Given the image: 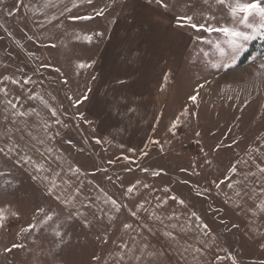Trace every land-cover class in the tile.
Instances as JSON below:
<instances>
[{
  "label": "rangeland",
  "instance_id": "1",
  "mask_svg": "<svg viewBox=\"0 0 264 264\" xmlns=\"http://www.w3.org/2000/svg\"><path fill=\"white\" fill-rule=\"evenodd\" d=\"M150 3L160 6L157 0H92L91 4L87 0H0V89L6 86L2 79L9 76L20 85L37 78L50 94L52 91L70 122L68 132L57 139L60 149L89 180L117 202L116 205L109 202L112 204L109 209L117 211L119 207L120 211L111 227L106 223L108 237L98 238V232H94L98 223L90 221L91 212L77 209L74 212L72 206L49 202L28 173L20 170L19 179L21 184L25 183V190L22 187L19 190L18 183L11 190L4 173L11 168L18 171V167L0 152V209L3 210L0 264H105L123 250L120 235H115L124 232L125 224H130L139 237L147 231L162 230L163 223L156 220L163 214L162 204L136 202L140 179L150 182L151 188L163 187L175 194L184 201L181 205L188 213L202 217L220 233L241 225L243 215L257 213L252 206H243V202H228V192L221 185L230 164L227 165V156H233L230 162H237L246 144L244 134L252 145L259 131L255 105L259 99L256 97L248 110L249 105L244 104L247 95L243 94L254 87L264 92V69L259 67L264 63V55L256 53L247 65L236 67L250 45L233 63L227 37L223 38L222 32L205 31L206 37L200 34L202 39L196 47L200 57L196 54L190 59L188 54L179 69L185 73L175 76L161 73L164 78L156 99L160 96L162 100L164 91H169L173 109L165 118L160 110L152 135L139 152L109 141L87 113L98 49L108 39L117 19L126 16L132 7ZM166 3L167 9L196 14L198 22L210 27L219 22L222 8L229 9L217 0L207 3L166 0ZM101 10L103 15H98ZM77 15L91 19L70 18ZM226 23L223 18L222 25L216 26L224 27ZM85 36H91V41L84 39ZM220 49H224V54ZM80 63L91 67L81 69ZM257 83L260 90L255 86ZM193 95L197 97L195 101L190 99ZM6 101L8 98L2 100ZM127 132L128 137L130 132ZM132 185H135L133 192L127 193ZM178 203L172 202L170 209L174 210ZM133 211L136 216L131 214ZM47 215L52 219L48 220ZM235 232H230L228 237L246 247L232 255L236 263L261 264L264 254L258 246ZM13 244L21 247L5 251Z\"/></svg>",
  "mask_w": 264,
  "mask_h": 264
},
{
  "label": "crops",
  "instance_id": "2",
  "mask_svg": "<svg viewBox=\"0 0 264 264\" xmlns=\"http://www.w3.org/2000/svg\"><path fill=\"white\" fill-rule=\"evenodd\" d=\"M231 3L234 0H227L226 7L229 8ZM143 5L145 6L132 7L126 16L117 19L108 39L98 49L93 61L95 81L89 90L91 100L86 107L87 113L93 117L104 137L133 152L145 148L160 110L165 118L173 109L169 91H164L162 100L160 96L156 99L161 78H164L161 73H173L174 76L184 74L182 70L179 71L182 62L188 59V54L190 59L199 55L196 51L202 39L199 35L207 36V30L194 29L189 25L178 26V17L185 14L181 11L163 8L154 3ZM187 15L193 17L194 23H200L196 14ZM223 18L227 21L224 26L245 28L238 23L239 18L230 15V9L224 8L220 11L219 22H215L213 27L222 25ZM257 19L251 17L250 22ZM211 20L216 21L213 17ZM253 40L248 41L247 45ZM194 78L197 79V76ZM175 81L176 79L174 84ZM2 82L6 85L5 91H0L2 100L8 98L17 105L16 109H12L0 98L1 153L18 167V171L16 168L5 171L4 175L8 176L5 181L10 184L11 190L15 189L16 183L19 184V190L21 187L25 190V183L21 184L19 179L20 170L35 177L33 179L38 183V190L49 202H60L68 208L72 206L74 212L75 209L78 212H91L90 221L98 223L94 232H98V238L106 239L109 235L106 223L111 227L120 211L109 209L112 198L109 199L60 149L57 139L70 128L60 100L52 91L50 94L37 78L22 85L14 83L11 78L2 79ZM255 86L260 90V83ZM254 88L243 95H247L244 104L249 105L246 107L248 110L252 109L251 102L256 97L259 99L255 104L259 116L256 124L259 126L257 138L251 145V140H247L244 134L246 144L237 162H230L233 156H227V165L230 164L221 185L228 192V202H243V206H252L257 213L243 215L241 225L230 228L227 233H220L208 226L202 217L188 213L181 203L174 210L170 209L172 202H179L181 199L163 187L151 188L150 182L140 179L137 181L140 193L136 195V202L161 203L163 214L157 216L159 219L156 220L162 222L163 227L157 232L147 231L141 237L132 227L126 228L124 232H117L115 237L120 235L121 249L127 244L137 255L148 250L155 251L159 254L155 264H233L232 255L238 254L240 248L246 249L244 244H236L228 237L230 232L236 230L235 233L240 234V238L257 245L260 253L264 254V248L261 247L264 244V212L259 210L260 200L264 199V192L261 191L264 188V173L259 170L264 167V92ZM140 111L145 112L140 114ZM15 112H23L25 115H14ZM127 131L130 132L128 137ZM232 166L237 168L235 173L230 171ZM149 190L152 192L149 193ZM205 224L208 226L206 229ZM168 231L174 236L164 235ZM145 244L148 249H144ZM193 248L201 251L195 253ZM131 255L129 253V258L123 264H138L130 259ZM218 256L225 259L217 260ZM118 259V255L111 256L105 264H116Z\"/></svg>",
  "mask_w": 264,
  "mask_h": 264
},
{
  "label": "snow or ice",
  "instance_id": "3",
  "mask_svg": "<svg viewBox=\"0 0 264 264\" xmlns=\"http://www.w3.org/2000/svg\"><path fill=\"white\" fill-rule=\"evenodd\" d=\"M205 2L207 3V0H205ZM227 2V0H217V3L220 5H225ZM88 4L92 3V0H87ZM157 3L164 8L168 7V4L166 3V0H157ZM76 5L74 4L73 7H75ZM229 9H230V15L233 18H239L238 19V23L241 25H244L245 28L247 29L245 30H240L237 27H228V26H224V27H206L204 24L201 23H194L193 22V17L190 15L182 14L178 17V26H185V25H189L194 29H205L209 32H222L226 37H227V45L228 48L230 49V57L233 61V63H235L236 58L245 51L246 46H247V42L251 41L253 39L256 38H264V3H262V0H250V2H241V0H234V3H231L228 5ZM67 11H71V9H66ZM98 15H103V10H101L100 12L97 13ZM251 17H256L258 18L255 22H250V18ZM71 19H91L90 16H72L70 17ZM100 35V34H97ZM84 39L91 41L92 37L91 36H85ZM217 47H219V45H217ZM221 53L224 54V49H220ZM94 63V62H93ZM79 68L83 69V68H89L91 67V64L88 63H80L78 65ZM260 68L264 69V63H261L259 65ZM57 72H59V69H56ZM5 80L10 79L9 77H4ZM15 83V81H13ZM0 91H5L4 89H0ZM7 94V93H6ZM87 97L85 96V99ZM196 96L193 95L190 97V99H192L193 101L196 100ZM79 102V101H78ZM6 104L8 106H10L12 109H16L17 105L15 103H13L11 100L6 101ZM14 115H19V116H23L25 115V113L23 112H15L13 113ZM53 115H55V112H53ZM59 122V121H57ZM176 125L173 124V128H175ZM100 141L98 140L97 143H99ZM3 149H0V152H2ZM78 170V169H77ZM261 173H264V167H261L260 169ZM230 171L235 173L237 171V168L235 166H232L230 168ZM157 174L158 173H154ZM35 179V177H33ZM227 178V177H226ZM222 183V182H221ZM219 187V185H217ZM229 187H232L231 184L228 185ZM135 185H132L130 187H128L127 189V193H132L134 190ZM145 187H147V185H145ZM262 192H264V188L261 189ZM237 195H239V193H237ZM111 199V198H109ZM173 199H175V197H173ZM181 204L184 203L183 200L179 201ZM111 203L113 205H116V201L114 199L111 200ZM140 207H143V205H140ZM117 211H119V207H117L116 209ZM259 210L261 212H264V199L260 200V204H259ZM41 211H43L41 209ZM133 216H136V212H132L131 213ZM14 215H16L14 213ZM193 216H195V213H192ZM47 219L51 220L52 216L51 215H47ZM157 219H159V217H157ZM3 220V210L0 209V221ZM125 228H131L132 226L130 224H125L124 225ZM173 227H175V225H173ZM208 226L205 224L204 228L206 229ZM27 229H23V231H26ZM164 235L168 236V237H173L174 234L171 231L165 232ZM21 247V245H17V244H13L12 248H5V251L7 252H11L13 248H19ZM144 249H148V245H144L143 246ZM262 248H264V244L261 245ZM123 249H126L127 251H121L120 253H118V257L119 259L117 260L116 264H123V262L125 261L126 258H129V253H132L130 259L137 261L138 264H155V259L157 258V256L159 255L157 252L152 251V250H148L146 252H140L139 249H137V252H140L139 255L133 253V250L131 248H129V246L127 244L123 245ZM193 252L195 253H199L201 251V249L199 248H193L192 249ZM185 251H187V249H185ZM195 259V257H193ZM98 259V258H97ZM225 259V257H217V260H222ZM233 260V264H236L235 258H232ZM261 264H264V261H261Z\"/></svg>",
  "mask_w": 264,
  "mask_h": 264
},
{
  "label": "trees",
  "instance_id": "4",
  "mask_svg": "<svg viewBox=\"0 0 264 264\" xmlns=\"http://www.w3.org/2000/svg\"><path fill=\"white\" fill-rule=\"evenodd\" d=\"M261 46H264V38L253 40L250 43L249 49L240 57L238 63L236 64V67H244L245 65H247L251 60V57L256 53L264 55V49Z\"/></svg>",
  "mask_w": 264,
  "mask_h": 264
}]
</instances>
